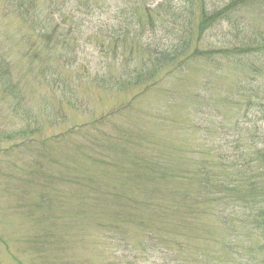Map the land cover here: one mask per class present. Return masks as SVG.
<instances>
[{"label": "rangeland", "instance_id": "374dc122", "mask_svg": "<svg viewBox=\"0 0 264 264\" xmlns=\"http://www.w3.org/2000/svg\"><path fill=\"white\" fill-rule=\"evenodd\" d=\"M221 1L206 0V5L210 8ZM2 6L0 0V60H4L0 75L4 67L12 84L20 89L24 109L30 112L13 106L17 100L14 91L3 95L6 79L0 78V264H214V243L204 242L200 232V238L191 243L199 248L197 253L183 255L173 250L169 254L166 245L175 248L176 242L171 243L168 235L160 236L158 232L156 241H151L142 225H120L114 219V196H120L123 214L130 215L132 210L127 207L134 206V213L149 218L147 225L151 229L162 230L172 220H178L150 215L153 210L143 204L147 195L156 194L160 198L158 206L172 199L175 192L172 194V188L164 185L153 187L144 176L136 179L140 189H135L131 178L150 174L139 170L134 162L167 163L169 168L191 171L207 160L215 171L220 152L214 151V146L232 161V143L239 130H233L234 123L239 121L243 133L253 125L258 129L264 125L252 110L248 114L255 118L253 123L243 121V97L235 91L236 83L251 75L246 74L254 64L253 57L245 59L243 67L228 63L222 71L200 59L182 76L137 98L121 113H117L118 107L127 103L136 89L109 92L92 88L90 81H84L80 87L83 96H78L81 106L72 108L49 91L38 74L39 61L26 52L21 20L14 14H5ZM242 17L239 28L224 20L212 25L201 47L228 46L233 40L236 43L237 37L243 39L264 31V0H253L242 11ZM82 20L84 36L97 33L103 25L115 24L111 11H97ZM79 44V63L104 62V55L92 41L85 43L81 39ZM106 55L108 61L110 55ZM252 77L264 84V71ZM206 79L212 87H203ZM165 89L175 93L171 106H166ZM195 94L199 99L192 97ZM197 101L220 113H214L209 123L200 118L191 120ZM113 108L109 122L94 123ZM198 122L201 124L197 128L212 127L217 134L202 138L194 127ZM31 137L35 139L26 142ZM241 150L246 154L252 148L243 146ZM208 230L214 239L221 236L217 228L209 226ZM263 242L257 230L246 227L236 241L244 253L233 254L232 258L243 256V263L250 257L251 264H264ZM214 253L222 254L221 250Z\"/></svg>", "mask_w": 264, "mask_h": 264}, {"label": "trees", "instance_id": "16d2710c", "mask_svg": "<svg viewBox=\"0 0 264 264\" xmlns=\"http://www.w3.org/2000/svg\"><path fill=\"white\" fill-rule=\"evenodd\" d=\"M177 1L180 5L174 0H3L2 10L21 20L25 36L22 39L28 46L26 52L40 64L38 74L49 86V91L65 99L72 108L81 106L78 96H83L84 90L80 87L84 81H90L92 88L109 92L112 89L114 92L136 89L127 103L118 107L117 113H121L129 109L137 98L182 76L190 65L199 64L197 61L200 59L218 66V71H222L228 63L243 67L245 59L253 57L254 64L246 74L251 75L239 80L235 91L243 97V121L253 123L255 118L248 114L252 110L257 116L256 120L264 122V84L252 79V76L255 78L264 71V31L244 37L246 39L237 37L236 43L233 40L231 45L219 48L205 49L200 45L206 30L219 21H227L239 28V24L244 21L242 11L253 0H222L210 8L206 0ZM97 11L113 12L115 24L103 25L97 33L84 36L83 16L94 15ZM160 32L163 34L159 35ZM81 39L85 43L92 41L99 48V53L104 55V62L100 60L93 65L79 63ZM106 53L110 55L108 61ZM0 64H4V60H0ZM7 75L3 67L0 75V78L6 79L3 95L9 94V90L14 91L17 100L13 106L29 113L24 109L20 89L12 84L9 75L7 80ZM203 87L212 85L206 79ZM174 94L165 89L166 106H171L175 101ZM192 97L199 99L197 94ZM203 105L197 101L191 110V120L200 118L202 122L209 123L214 113H220L210 106V110L205 111L208 108ZM113 115L114 111L101 114L94 123L105 124ZM200 124L194 123V127ZM261 126L258 129L253 125V128L243 133L239 121H236L233 130L239 128L238 136L232 143L235 158L230 161L219 147L214 146L213 150L220 152L218 169L215 171L208 166L207 160L197 164L191 171L177 167L170 169L167 163L160 165L136 160L134 165L150 175L133 176L131 181L135 189H140L136 179L140 180L144 176L153 187L164 185L166 189L172 188V194L175 192L172 199L158 206L156 203L160 198L156 194L147 195L143 204L153 210L150 215L163 217L166 221L173 217L178 220H172L162 230L151 229L147 225L149 218L134 213V206L127 207L132 210L130 215L123 214L118 194L114 196V219L120 225L134 222L142 225L144 231L147 230V239L151 241H156L158 232L160 236L168 235L171 243L176 242L175 248L166 245L169 254L173 250L183 255L197 253L199 248L191 243L200 238L197 234L200 232L204 242L214 243L211 249L214 255L212 263L251 264L253 260L250 257L241 263L243 256L234 260L232 255L244 253L236 241L241 238V230L246 227L257 230L264 240V125ZM197 130L202 138L204 135L209 138L208 135L217 134V130L212 127H200ZM34 139L31 137L26 142ZM217 139L220 140V137ZM243 146L252 148L251 152L245 154L241 150ZM209 226L212 230L217 228L221 231L218 239L209 233ZM220 250L221 255L214 253Z\"/></svg>", "mask_w": 264, "mask_h": 264}]
</instances>
